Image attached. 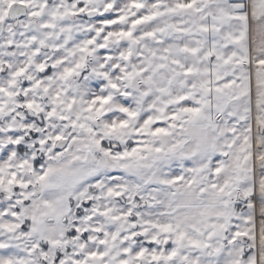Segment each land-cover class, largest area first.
Returning a JSON list of instances; mask_svg holds the SVG:
<instances>
[{"label": "snow or ice", "instance_id": "obj_1", "mask_svg": "<svg viewBox=\"0 0 264 264\" xmlns=\"http://www.w3.org/2000/svg\"><path fill=\"white\" fill-rule=\"evenodd\" d=\"M0 264H264V0H0Z\"/></svg>", "mask_w": 264, "mask_h": 264}]
</instances>
